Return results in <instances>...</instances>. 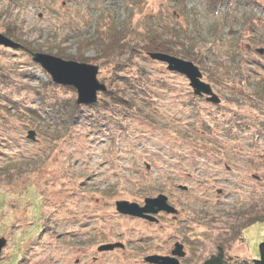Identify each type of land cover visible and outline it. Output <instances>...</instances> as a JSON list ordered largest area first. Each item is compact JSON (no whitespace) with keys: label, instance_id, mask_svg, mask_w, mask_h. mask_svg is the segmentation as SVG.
<instances>
[{"label":"rangeland","instance_id":"rangeland-1","mask_svg":"<svg viewBox=\"0 0 264 264\" xmlns=\"http://www.w3.org/2000/svg\"><path fill=\"white\" fill-rule=\"evenodd\" d=\"M129 25L185 34L220 104L146 54L104 59L84 46ZM0 35L21 46L0 45V264H147L176 243L181 264H203L232 217L264 211V0H0ZM38 54L83 56L105 92L123 89L134 106L100 92L72 116L61 106L76 90ZM159 195L177 215L151 224L116 212ZM263 240L255 223L228 256L252 264ZM114 244L123 249L98 252Z\"/></svg>","mask_w":264,"mask_h":264},{"label":"water","instance_id":"water-1","mask_svg":"<svg viewBox=\"0 0 264 264\" xmlns=\"http://www.w3.org/2000/svg\"><path fill=\"white\" fill-rule=\"evenodd\" d=\"M0 45L12 49H19L21 47L3 35H0ZM256 52L262 55L264 54V48L257 49ZM148 57L152 61L166 65L168 71L184 76L188 80L189 87L195 96H205L208 103L214 105L220 104V100L213 93L211 86L202 81V74L194 64L160 53L148 54ZM34 62L41 66L56 85L74 88L77 92V103L79 105L88 106L95 104L97 102V94L106 90L105 86L97 80L98 68L96 66L64 61L56 57L41 54L36 55ZM28 139L34 141V132L30 131L28 133ZM181 189L186 190L185 187ZM115 209L120 215L142 219L151 224L158 223L156 216L159 214L177 215V210L168 204L167 197L163 195H159L153 199H146L143 207L125 201L116 202ZM5 246L6 240L1 238L0 254ZM116 248L123 249V246L121 244L102 245L98 248V252H111ZM184 257L183 245L176 243L174 250L169 256H149L144 259V262L147 264H181L180 260Z\"/></svg>","mask_w":264,"mask_h":264},{"label":"trees","instance_id":"trees-1","mask_svg":"<svg viewBox=\"0 0 264 264\" xmlns=\"http://www.w3.org/2000/svg\"><path fill=\"white\" fill-rule=\"evenodd\" d=\"M126 29L123 31L116 30L115 26H113L110 30H112V35L110 38H107L105 42L97 41L92 44H84L92 45L93 48L97 49L103 56L102 58L109 59L110 57H123L127 54L135 55V54H166L169 56L176 57L178 59L190 62L194 64L196 67H202L201 58L197 55H194L193 48H187L186 45L190 46L187 43H192L189 38L185 36H180L179 30L170 32H158V28L147 29L145 32H140L136 28L132 26H126ZM127 34L129 35L127 37ZM191 38V37H190ZM193 40V38H191ZM199 54V52H197ZM77 63H84L91 65V61L83 58L77 60ZM202 74V71H201ZM203 77V76H202ZM123 85L126 86L124 80ZM75 92L73 89H69ZM117 92L109 91L103 93V96L114 103L115 105H121L127 109H131L134 105L131 101L127 100L123 89H117ZM121 94V95H120ZM76 98L70 102L69 107L64 103L61 108L65 109L66 112L70 113L72 116L77 115L80 110V107L76 103ZM68 104V103H67ZM62 111V110H61ZM69 117V116H68ZM64 119V117H63ZM69 120H71L69 118ZM241 219L235 220L234 217L228 222L233 229L232 233H227L226 235L221 234L218 235V239L216 241L214 252L203 261V264H246L247 262H233L232 258L228 256V250L230 245L236 241L240 237V233L243 232L248 227L254 225L258 222H264V211L254 210L249 214H242ZM228 239V240H227ZM230 242V243H229ZM258 259L252 260V264H264V240L258 246Z\"/></svg>","mask_w":264,"mask_h":264},{"label":"bare ground","instance_id":"bare-ground-1","mask_svg":"<svg viewBox=\"0 0 264 264\" xmlns=\"http://www.w3.org/2000/svg\"><path fill=\"white\" fill-rule=\"evenodd\" d=\"M264 47H261V48H258V49H263ZM257 50V49H256ZM256 50H255V53L256 54H258L257 52H256ZM259 56H264V54H262V55H260V54H258ZM220 100V99H219ZM221 102V101H220ZM76 103H77V101H76ZM77 105H79L78 103H77ZM79 106H82V105H79ZM174 208V207H173ZM177 214H178V211H177Z\"/></svg>","mask_w":264,"mask_h":264},{"label":"flooded vegetation","instance_id":"flooded-vegetation-1","mask_svg":"<svg viewBox=\"0 0 264 264\" xmlns=\"http://www.w3.org/2000/svg\"><path fill=\"white\" fill-rule=\"evenodd\" d=\"M140 220H142V219H140ZM142 221H144V220H142Z\"/></svg>","mask_w":264,"mask_h":264}]
</instances>
